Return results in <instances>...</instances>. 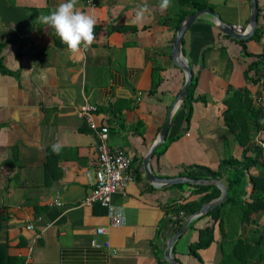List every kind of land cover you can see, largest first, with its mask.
<instances>
[{
  "label": "crops",
  "instance_id": "0c3cea01",
  "mask_svg": "<svg viewBox=\"0 0 264 264\" xmlns=\"http://www.w3.org/2000/svg\"><path fill=\"white\" fill-rule=\"evenodd\" d=\"M9 1L23 5L36 28L22 37L0 24V264H170L165 259L169 248L179 264H258L264 245L252 243L258 236L254 229L264 226V214L257 225H243L238 216L242 203H228L220 210L221 223L201 214L170 246L190 215L179 207L200 201L206 191H197L196 185L212 184L158 185L145 175L143 160L184 83L172 49L179 16L190 6L172 0L161 13L159 0H94L93 5L78 0L80 10L97 16V39L83 57L69 58L54 31L36 23L38 14H48L61 0ZM198 1L224 22L246 28L249 0ZM257 2L256 25L264 29V0ZM144 3L150 17L133 25L135 9ZM236 40L222 33L208 14L185 30L182 51L197 74L196 99L187 127L182 104L173 113L165 141L150 159L156 176L188 177L184 172L190 171L188 178H216L227 186L223 176L228 169L220 170L221 161H243L244 149L263 141L264 131L245 117V108L224 115V101L235 91L247 92L254 108L256 98L264 99L263 80L253 83L247 77L254 73L248 66L255 58L245 55ZM246 49L264 52V34L258 41L247 38ZM234 98V106H241L240 97ZM86 101L97 107L93 121L108 127L106 143L133 160V181L112 195L126 211V223L119 227L110 225L98 203L81 205L88 191L85 172L94 170L98 142L79 115ZM240 130L247 132L242 135ZM57 142L62 145L58 155L52 152ZM253 155L252 150L245 153ZM259 172L257 166L246 171L242 202L251 200L250 175ZM231 207L237 208L236 214L224 218L222 213ZM212 224L214 239L207 245L203 230ZM97 227L105 233L97 234ZM249 240L251 247L246 245ZM191 246H196L197 256Z\"/></svg>",
  "mask_w": 264,
  "mask_h": 264
},
{
  "label": "trees",
  "instance_id": "16d2710c",
  "mask_svg": "<svg viewBox=\"0 0 264 264\" xmlns=\"http://www.w3.org/2000/svg\"><path fill=\"white\" fill-rule=\"evenodd\" d=\"M180 2V5L186 6L189 5L190 9L187 11H183L181 15L179 16L177 26L179 25V22L184 18L187 12L190 10H198L201 8L206 7L205 3H200L198 0H178ZM264 34V29L256 25L254 32L250 39L258 41L261 37V35ZM242 45V50L245 55L252 56L255 59L249 64L248 70H253V74L251 76H247L248 79L256 83L258 80L262 79L263 80V87H264V52L259 53V54H253L249 53L246 49V39L242 40H236ZM2 45L0 43V50L2 48ZM0 66H1V58H0ZM197 85V74L193 73V78L192 82L190 83L187 94L185 96V99L181 105V107H184L186 112H185V123L186 127L189 124L191 112H192V102L196 99L194 97V89ZM236 92V93H235ZM234 96L238 95L240 99H237L241 106L235 107L233 103H235V98L234 96L229 97L226 99L224 102L227 104L228 108L225 110L224 115H227L228 113H233L235 110L240 111L241 109H246V116L251 118V120L254 122L256 130L258 131L263 130L264 131V120L262 119V116L260 114L259 108H254L252 106V100L251 98L247 95V92H241V91H235ZM245 130V129H244ZM254 129V131H256ZM242 130H240L241 132ZM245 132H241L242 135ZM238 137L240 135L237 134ZM177 137V136H176ZM174 137V138H176ZM247 140H244L245 142ZM264 141V139H263ZM252 150L254 155L251 157L245 156L246 151ZM263 148L258 145V144H253L249 145L244 149V156H243V161L237 160V159H227L223 160L220 163V170L222 169H228L227 173L223 176V178L226 180L227 183V189H228V194L227 198L216 208L213 210L209 211L207 214L213 215V219L219 220L221 218L220 210L221 208L228 204V203H242L240 206V211H239V221L245 225V224H254L257 225V219L261 217L262 214H264V163L261 161L260 156L262 153ZM258 167L260 169L259 174L257 175H250V182L252 183V192L250 195V201L248 202H242V197L246 194L245 192V184H246V171L250 167ZM209 173L214 174L211 169H207ZM184 174L188 177H191L190 171L184 172ZM218 174V173H215ZM221 176V175H220ZM197 191L202 192L206 191V193L201 197L199 202L196 203H186L183 204L179 207L180 210L184 212V215L188 216L189 214H192L196 210L200 208V206L208 202L216 197L219 196L220 190L215 186V185H196ZM211 192H207V191ZM221 223V221L219 220ZM213 224L209 227H205L203 232L207 236V245L211 243V241L214 239V228ZM258 227V226H257ZM254 232L258 234L257 239H254L253 245L252 246H260L264 245V226H260L259 228L254 229ZM245 241V239H244ZM246 245L248 247H251V241L249 240ZM191 252L197 256L196 254V246H191L190 247ZM258 252V258L263 262L264 264V251ZM258 260V264L260 261Z\"/></svg>",
  "mask_w": 264,
  "mask_h": 264
},
{
  "label": "water",
  "instance_id": "95a60500",
  "mask_svg": "<svg viewBox=\"0 0 264 264\" xmlns=\"http://www.w3.org/2000/svg\"><path fill=\"white\" fill-rule=\"evenodd\" d=\"M250 13L248 17V22L246 28L242 32H237L232 25L224 22L219 14L211 8H201L192 13L187 14L180 22L178 29L175 33L173 39V49L172 57L174 62L182 69L184 72V83L174 101L168 110L166 120L161 127L158 136L148 153L146 154L143 165L145 170V175L147 179L158 185H168L178 182H187L191 184H212L216 185L220 189V195L213 200L204 203L198 210L190 214L180 227V229L175 233V235L170 240V246L172 242L184 231L188 222L204 213H208L217 206H219L226 198L228 194L227 186L219 179L210 178V179H195L188 177H176V178H161L156 176L149 167L150 159L157 147L165 141L166 133L170 124L171 117L176 109L183 103L185 96L187 94L188 87L192 82L193 73L188 64V60L182 51V39L185 30L188 26L193 23L196 19L200 18L204 14H208L214 19V22L217 28L224 34L231 36L234 39L242 40L247 39L252 36L254 29L257 24L258 17V2L257 0H249ZM0 24L7 28L12 27L13 30L20 36L24 37L30 35L36 28L35 22L28 15L27 10L23 5L11 4L9 0H0ZM165 259L170 264H179L175 258L170 255V248L165 254Z\"/></svg>",
  "mask_w": 264,
  "mask_h": 264
},
{
  "label": "built area",
  "instance_id": "2783aa9c",
  "mask_svg": "<svg viewBox=\"0 0 264 264\" xmlns=\"http://www.w3.org/2000/svg\"><path fill=\"white\" fill-rule=\"evenodd\" d=\"M86 3L93 5L94 0H86ZM233 28L237 32L244 30L241 25H234ZM256 100L260 114L264 120V99L258 97ZM96 109L97 107L94 104L87 101L79 108V115L84 118L89 128L97 135L98 140L94 170L93 172L89 170L85 172L88 191L82 199L81 205L90 206L98 203L106 210L110 225L112 227H119L126 223V211L124 205L112 201V195L117 192H122L133 181V175L130 173L133 160L123 150L112 148L106 143L108 127L97 124L92 119V115ZM258 143L264 147L262 140H259ZM54 202L57 205L61 204L57 197ZM179 215L182 216V212ZM27 228L32 229L33 225L28 224ZM105 231L106 229L104 227H97L95 229L97 234H103ZM38 236L39 233H36L35 238ZM91 244L95 247L100 246L95 241H92ZM104 246H109V243L105 242Z\"/></svg>",
  "mask_w": 264,
  "mask_h": 264
},
{
  "label": "clouds",
  "instance_id": "9594fccd",
  "mask_svg": "<svg viewBox=\"0 0 264 264\" xmlns=\"http://www.w3.org/2000/svg\"><path fill=\"white\" fill-rule=\"evenodd\" d=\"M172 0H159V10L164 13L171 6ZM78 0H61L60 3L48 14L43 12L38 14L37 21L54 31L60 42L67 47L70 57H83L97 36L95 28L98 24L94 11L84 12L77 7ZM150 8L144 3L135 9V15L131 20L133 25H141L150 17ZM41 78L44 79L43 73ZM62 145L57 142L52 145V152L59 154Z\"/></svg>",
  "mask_w": 264,
  "mask_h": 264
},
{
  "label": "rangeland",
  "instance_id": "374dc122",
  "mask_svg": "<svg viewBox=\"0 0 264 264\" xmlns=\"http://www.w3.org/2000/svg\"><path fill=\"white\" fill-rule=\"evenodd\" d=\"M237 210V208H235V207H231V210H229V208L227 209V211L225 210L224 211V209L222 210V211H224V213H222V215H223V217L225 218L227 215L229 216V217H232V216H234L235 214H236V211ZM261 219H264V215L262 216V218Z\"/></svg>",
  "mask_w": 264,
  "mask_h": 264
}]
</instances>
